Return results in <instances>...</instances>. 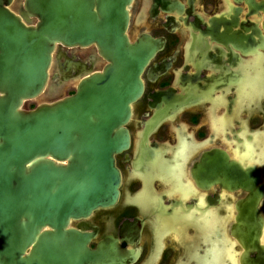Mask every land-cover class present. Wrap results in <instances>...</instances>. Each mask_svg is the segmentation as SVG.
Instances as JSON below:
<instances>
[{"label":"flooded vegetation","instance_id":"flooded-vegetation-1","mask_svg":"<svg viewBox=\"0 0 264 264\" xmlns=\"http://www.w3.org/2000/svg\"><path fill=\"white\" fill-rule=\"evenodd\" d=\"M244 1H131L130 42L142 33L165 40L143 68L142 93L130 102L129 146L115 154L117 202L70 221L80 232L92 231L79 230L80 221L97 227L91 249L107 235L120 247L122 221L137 217L144 218L134 244L139 254L126 264H242V257L264 254V194L254 219L245 203L251 172L264 184V12L245 16ZM106 62L95 44H57L43 98L75 93ZM205 164L211 182L203 181ZM221 166L228 178L239 166L245 188L227 184ZM239 224L254 243L240 242Z\"/></svg>","mask_w":264,"mask_h":264},{"label":"water","instance_id":"water-1","mask_svg":"<svg viewBox=\"0 0 264 264\" xmlns=\"http://www.w3.org/2000/svg\"><path fill=\"white\" fill-rule=\"evenodd\" d=\"M131 1L19 0L14 6V0H0V264H126L139 254L134 244L144 218L122 221L120 247L107 235L91 249L95 225L77 224L91 232L69 228L72 219L117 202L121 173L115 154L129 146L124 125L130 102L142 93L143 68L165 40L142 33L130 42ZM244 2L245 16L264 12V0ZM59 43L95 44L107 62L83 77L75 93L43 98ZM31 100L38 103L27 108ZM207 169L201 168L203 181L211 182ZM220 169L227 184L245 188L239 166L230 178L226 167ZM254 172L245 200L253 219L264 194ZM247 233L237 226L240 242L254 243ZM241 262L264 264V254Z\"/></svg>","mask_w":264,"mask_h":264}]
</instances>
